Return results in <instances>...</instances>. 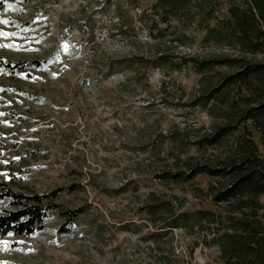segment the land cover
Returning <instances> with one entry per match:
<instances>
[{
  "label": "rangeland",
  "instance_id": "obj_1",
  "mask_svg": "<svg viewBox=\"0 0 264 264\" xmlns=\"http://www.w3.org/2000/svg\"><path fill=\"white\" fill-rule=\"evenodd\" d=\"M247 3L191 0L171 17L159 0H0L2 60L42 62L0 66V194L55 206L34 234L0 236V264H223L211 238L226 224L191 214L222 212L227 180L189 174L253 150L246 139L264 156V115L244 119L264 103V42L207 38ZM241 66L258 71L227 83Z\"/></svg>",
  "mask_w": 264,
  "mask_h": 264
},
{
  "label": "trees",
  "instance_id": "obj_2",
  "mask_svg": "<svg viewBox=\"0 0 264 264\" xmlns=\"http://www.w3.org/2000/svg\"><path fill=\"white\" fill-rule=\"evenodd\" d=\"M247 1L246 8L235 6L230 10L226 27L210 28L207 38L219 44L223 37H227L252 53L260 49L264 42V0ZM190 2L191 0H159L158 5L165 15L176 17L188 8ZM223 63L225 62L215 60L200 62L197 65L202 72ZM41 64L38 60L13 63L3 61L0 57L1 67H12L14 70L40 67ZM241 68L240 72L226 78L227 83L231 84L242 77L248 78L258 71L248 70V66ZM210 91L216 90L210 88ZM207 101L209 100L206 99L204 105ZM260 115H264V103L245 110L244 119L255 120ZM234 129V126L230 125L221 127L205 141L214 145ZM246 140L253 150L257 149L252 140ZM253 150L242 154L238 159L230 160L222 168L196 166L192 169V174H189L193 176L204 172L227 180L214 195L215 202L224 204L222 212L197 209L191 214L198 223L205 222L208 227L212 224H226L211 238L212 243L220 249L223 264H264V223L256 215L257 209L264 207V156L256 154ZM46 198L44 194L24 195L11 190L0 194V202L3 199H11V207L0 212V236L32 235L41 230L48 212L55 207L47 203ZM77 213L70 211V214L78 215Z\"/></svg>",
  "mask_w": 264,
  "mask_h": 264
},
{
  "label": "snow or ice",
  "instance_id": "obj_3",
  "mask_svg": "<svg viewBox=\"0 0 264 264\" xmlns=\"http://www.w3.org/2000/svg\"><path fill=\"white\" fill-rule=\"evenodd\" d=\"M0 35H8V33L0 31Z\"/></svg>",
  "mask_w": 264,
  "mask_h": 264
}]
</instances>
